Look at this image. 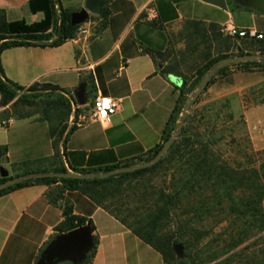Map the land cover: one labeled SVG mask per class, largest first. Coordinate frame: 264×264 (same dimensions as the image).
<instances>
[{"label":"crops","instance_id":"0c3cea01","mask_svg":"<svg viewBox=\"0 0 264 264\" xmlns=\"http://www.w3.org/2000/svg\"><path fill=\"white\" fill-rule=\"evenodd\" d=\"M231 1L226 0L224 10L202 0H104L105 15L84 23L87 34L59 47L3 52L2 67L12 83L25 88L52 84L71 99L86 82L90 104L105 96L120 100V108L108 126L92 121L90 115H77V129L66 143L65 137L51 136L50 121L39 116L16 118L5 113L7 107L0 109V146L8 147L0 177L57 167L69 172L98 170L146 159L163 144L178 98V79L164 75L160 63L175 28L186 22L206 26L224 54L228 48L222 42L231 37L227 31L232 27L264 35V14L244 7L241 0ZM32 2L0 0V10L7 12L9 21L40 23L45 12L33 11ZM59 2L75 13L85 8L86 0ZM41 4L46 5V0H34V7ZM235 4L241 7L233 11ZM61 186L41 184L0 197V264H38L41 252L59 235L66 204L93 224L98 246L92 264H165L158 251L81 191H65L63 199L54 201Z\"/></svg>","mask_w":264,"mask_h":264},{"label":"trees","instance_id":"16d2710c","mask_svg":"<svg viewBox=\"0 0 264 264\" xmlns=\"http://www.w3.org/2000/svg\"><path fill=\"white\" fill-rule=\"evenodd\" d=\"M232 2H237V0H232ZM31 7L33 11H37V8L39 11H44L45 20L32 25L24 20L9 21L7 12L0 10L1 106L7 107L13 102L31 104L29 99L44 95L48 97L57 95L56 100L48 103L49 110L53 114L65 113L70 119L73 113L77 116L80 109L75 107L72 98L63 94L65 92L59 86L35 84L25 88L6 79L1 62L3 52L18 47H59L76 39L81 27V25L72 24L73 12L62 8L59 0H46V5L41 4L38 7H34L33 0ZM240 7V4H235L232 10ZM104 15L103 10L101 17ZM191 24L202 25L200 23ZM236 39L242 40L246 45L238 49V54L260 55L261 61L226 66L209 79L204 92L196 98L186 118L183 119L182 132L168 152L169 155L177 156V168L169 193L164 194L158 200L155 209L148 214L147 218L137 216L133 218L119 210L105 206L98 191L115 178L128 179L143 176L154 170L163 158L154 167L118 174L108 179L79 180L49 176L69 172L65 167H57L51 171L25 172L10 178L0 177V184L12 178H25L16 185L1 191L0 197L31 186L41 184L51 186L60 183L62 186L59 187L54 201L63 199L65 191H81L97 206L106 209L119 219L143 242L158 251L165 264H264V159L258 158V154L254 152L244 116L235 117L228 99L212 101L200 106L204 94L219 78L228 75L231 67L248 72L253 70L264 72V40ZM162 56L164 54L160 58ZM232 57L233 55L228 54L218 55L200 69L192 80L179 78L180 83L175 85L178 98L164 131L163 144L150 151L146 159L140 160V164L154 159L174 134L182 119L184 107L195 91L201 88L209 71L221 60ZM162 73L174 75L175 71L171 67H164ZM37 92L39 94H36ZM257 101L264 104V87L260 90ZM42 118L47 121L52 120L49 116ZM68 129V124L62 119L58 126H52L51 136L58 140L65 137L66 143L77 126H72L69 131ZM7 154L8 147L0 146V162ZM140 164L128 162L98 170L72 171L78 174L93 172L105 174L114 169ZM179 213H184L188 218H182L183 215ZM64 216V223L57 227L59 234L73 231L90 223L87 218L75 215L73 206L68 204H66ZM176 216L178 219L175 218ZM209 220H216L220 224L228 221L230 231L215 235V239L209 238L207 231L199 230L197 227ZM90 225L93 227L92 223ZM168 226H176L177 230H166ZM94 242V249L82 264H92L98 240L94 238ZM179 244L184 246L183 256H178L175 252ZM225 255L230 256L222 259Z\"/></svg>","mask_w":264,"mask_h":264},{"label":"rangeland","instance_id":"374dc122","mask_svg":"<svg viewBox=\"0 0 264 264\" xmlns=\"http://www.w3.org/2000/svg\"><path fill=\"white\" fill-rule=\"evenodd\" d=\"M94 17V15H91L89 19ZM224 39L222 43L226 49L228 48L226 54L233 55V57L241 56L238 54V49L246 46L243 41L228 36ZM219 44L220 42L212 39L206 26H198L187 22L182 23L175 28L169 49L160 58V62L165 68L171 67L174 69L173 76L177 79L187 78L192 80L197 72L207 65L211 59L225 53L221 47L219 48ZM262 87H264V72L259 70L248 72L231 67L228 75L219 78L204 94L200 106L212 101L228 99L235 117L244 116L253 150L258 154V158L264 159V104L257 101ZM57 98V95L51 97L44 95L36 99H29L32 102L31 104L25 102L15 104L13 102L7 106L5 113L16 118L22 116H39L41 118L49 116L54 127L58 126L59 121L62 119L68 124L70 119L66 117L65 113L53 114L48 108V103ZM91 105L92 103L90 104L89 100L87 106L79 108L78 115L89 116ZM2 108L5 107L1 106L0 97V109ZM72 117L74 118L72 126H76V114L73 113ZM176 158L177 156L166 153L163 156V161L154 170L143 176L128 179L115 178L101 187L98 192L103 198L104 205L133 218L135 216L147 218L148 214L155 209L158 200L164 194L169 193L173 175L177 168ZM137 163L140 164V162ZM181 214L183 215L182 218H188L184 213H179V215ZM175 218L178 219L177 216ZM197 227L199 230L207 231L211 239H215L217 234H225L230 231L228 221L220 224L216 220H209L203 222L202 225H197ZM166 230H177V227L168 226ZM175 252L177 253L176 248ZM184 253L183 246V254L179 255L177 253V255L183 256ZM228 256L230 255H225L222 259Z\"/></svg>","mask_w":264,"mask_h":264},{"label":"water","instance_id":"95a60500","mask_svg":"<svg viewBox=\"0 0 264 264\" xmlns=\"http://www.w3.org/2000/svg\"><path fill=\"white\" fill-rule=\"evenodd\" d=\"M208 4L218 6L221 9L226 10L228 8L226 0H202ZM103 2L104 0H86L85 8L79 12L72 14V24L73 25H82L89 20L91 15L101 16L103 11ZM241 4L246 8H252L260 13L264 14V0H241ZM260 55H241L232 58H226L221 60L218 65L212 68L207 78L202 82L201 88H199L191 96L186 106L184 107L182 113V119L180 120L175 133L168 139L164 144L162 149L159 151L157 156L149 162L142 163L128 168H118L111 170L108 173H87V174H78L75 172H65L59 174H50L49 176L58 177L60 179H79V180H92L95 178L99 179H108L112 176L118 174H127L134 171L144 170L156 166L163 158V156L169 152L177 138L182 132L183 129V119L186 118L189 110L193 106L196 98L202 94L205 88L208 85L209 79L217 73L218 70L233 64H240L245 62H260ZM177 84L180 83V80H176ZM88 86L86 82H83L74 92L72 100L74 101L75 106L84 107L89 103V94ZM25 178H12L6 182L0 184V192L16 185ZM94 229L88 224L81 228L75 229L73 231L59 234L55 237L47 248L43 251L42 257L39 260L38 264H60L63 262H72L73 264H82L92 252L95 246ZM176 251L179 255L183 254V245L179 244L176 246Z\"/></svg>","mask_w":264,"mask_h":264},{"label":"built area","instance_id":"2783aa9c","mask_svg":"<svg viewBox=\"0 0 264 264\" xmlns=\"http://www.w3.org/2000/svg\"><path fill=\"white\" fill-rule=\"evenodd\" d=\"M57 10L60 13L58 6H57ZM227 32L228 35L231 36L232 38H255V39L264 40V35L259 34L254 30H242L236 27H232L228 29ZM87 33H88V29L85 28V24H83L79 29L77 37L81 35H85ZM119 108H120V100L111 97L98 96L92 102L90 119L94 122H99L104 126H108L111 124L112 117L117 113Z\"/></svg>","mask_w":264,"mask_h":264},{"label":"snow or ice","instance_id":"6c2138e0","mask_svg":"<svg viewBox=\"0 0 264 264\" xmlns=\"http://www.w3.org/2000/svg\"><path fill=\"white\" fill-rule=\"evenodd\" d=\"M107 103V102H106Z\"/></svg>","mask_w":264,"mask_h":264}]
</instances>
